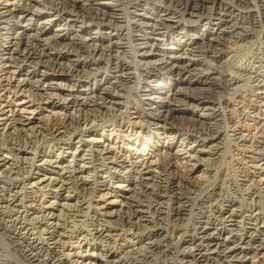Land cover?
Wrapping results in <instances>:
<instances>
[{"label": "bare ground", "instance_id": "bare-ground-1", "mask_svg": "<svg viewBox=\"0 0 264 264\" xmlns=\"http://www.w3.org/2000/svg\"><path fill=\"white\" fill-rule=\"evenodd\" d=\"M262 62L264 0H0V264H261ZM228 91L258 136L220 130ZM222 144L245 190L222 172L193 215Z\"/></svg>", "mask_w": 264, "mask_h": 264}, {"label": "rangeland", "instance_id": "rangeland-1", "mask_svg": "<svg viewBox=\"0 0 264 264\" xmlns=\"http://www.w3.org/2000/svg\"><path fill=\"white\" fill-rule=\"evenodd\" d=\"M251 40H252L251 44L248 43V44H245V45L240 46V47L239 46L236 47V46H233V44H229L230 48H225L227 50V52L225 54H223L222 58H221V60H223L225 62V68L230 69L232 71V70H234V67L236 65L237 66H248V65L251 64V60L254 57H256L257 55H259L260 46H261V42H262L261 40H263L262 33L254 32ZM253 42H256V43H253ZM260 67L259 68H260L261 72H263L264 71V62L261 63ZM259 68H258L257 71H259ZM2 77H3V75H0V78H2ZM228 77L229 76H227V78ZM243 78L244 79L241 82L242 85L240 87V89L242 90L240 92H242V94H243V90L247 91V90L250 89V84L248 82L247 76H245ZM231 93L233 94L232 91L231 92L230 91L223 92V94H222L223 97L220 96L221 103H223L224 105L226 104L227 105V110L229 111V113H228L229 122L227 124H226V121L225 122L223 121L222 122L223 124L220 123V126H221L220 130L223 133L227 132V134L229 136H232L234 130L238 129V127H239L238 131H240L244 135H247V136L249 135L248 137H250V136L252 137L253 134L258 136L259 135L258 129L255 128L256 126H258V124H255L252 120H249V119L248 120H242L240 116H239V118H240L239 119L236 116L239 113V111L241 112V115L245 111H242L243 108L240 107L241 105L237 101H235L238 98L234 97V95H232ZM128 97H129V105H132L133 100L135 98H137L135 96V88L130 89ZM123 115L127 116L128 118H130L129 116H131V111L128 110V112L126 111L125 113H123ZM186 125L190 126V124H186ZM121 136H122L121 138H125V137H123L122 134H121ZM237 157H238L237 156V152L235 150V147H233V145H230V144L227 145L226 144V146H224L222 144V146L219 149V151L217 152V154H215L213 157H211V158L214 159V161L212 163H210V165L208 166L207 172H206V175L208 174V176H209L208 180L204 181L202 184L200 183L199 187L196 186L195 188H193L192 189L193 191L191 193H188V192H187L188 194L184 193V194H186V197L188 198L187 199L188 200L187 203H190V204L192 203V205H193V206H191V205L189 206L191 209L195 206L194 203L196 202V198H198V196L200 195L202 190L204 188H206L208 186V184H210V181L214 180L215 178H218L219 174L222 173V172L225 173L224 178L226 177L225 178L226 182L223 184V188H224V192L225 193L228 192V189H229L230 186H233L234 188H236L239 191V193H242L245 190L244 187H242L241 185H238L237 180H236L237 179L236 178L237 170H236L235 162H236V158ZM25 171L26 170H19L18 174L23 175L25 173ZM219 184H220V182H219ZM241 188H242V190H241ZM183 192H186V191H183ZM235 194L239 198V194L238 193H235ZM184 200H186V199H184ZM193 209L191 210L192 211L191 214H193L194 211H195V210L193 211ZM166 211L170 212V207ZM193 215L190 218L191 219L190 221H192ZM190 221L188 220V224L191 223ZM177 233H179V232H175L176 236H177ZM3 236L4 235L3 234L1 235V233H0V243L2 242L1 244L6 243V241H5L6 239H4ZM181 248H183V247L180 246V249ZM9 254L8 255H9L10 258H11V255H12V257H13V255H15L12 252H10ZM15 257H16V255H15ZM179 259H180V257L177 255V256L173 257L172 263L167 262V261H161V259H160V261L156 262L155 264H164V263L165 264H178L180 262ZM250 259L253 260V262H257V260H258L261 264H264V254H263L262 251H260L256 257H250ZM152 264H154V263H152ZM248 264H254V263H250V261H249Z\"/></svg>", "mask_w": 264, "mask_h": 264}]
</instances>
